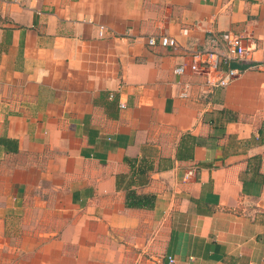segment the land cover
Here are the masks:
<instances>
[{"label":"crops","instance_id":"obj_1","mask_svg":"<svg viewBox=\"0 0 264 264\" xmlns=\"http://www.w3.org/2000/svg\"><path fill=\"white\" fill-rule=\"evenodd\" d=\"M263 122L264 0H0V264H264Z\"/></svg>","mask_w":264,"mask_h":264},{"label":"built area","instance_id":"obj_2","mask_svg":"<svg viewBox=\"0 0 264 264\" xmlns=\"http://www.w3.org/2000/svg\"><path fill=\"white\" fill-rule=\"evenodd\" d=\"M104 33V27L100 26L98 28L99 37ZM223 47L225 51L223 53H213L208 52L207 54L202 55L203 58L201 63H206L211 69L214 70L218 76H212L206 79V86L209 88L220 87L224 88L228 86L233 80L235 75L238 73V70L232 67V63L242 61L247 55V49L242 45L241 39L233 34H228L222 36ZM147 45L155 46L160 45L162 47H172L177 46L176 40L167 36H151L147 38ZM198 61H194L191 65L192 70H196L197 66L195 65ZM200 62V59H199ZM224 66L225 69L219 68ZM173 73L180 77H184V66H177L173 69ZM179 89L178 97L180 99H188L190 97V88L191 82L187 79H181L177 83ZM123 107V105H121ZM170 263L173 262L172 259L169 260Z\"/></svg>","mask_w":264,"mask_h":264},{"label":"trees","instance_id":"obj_3","mask_svg":"<svg viewBox=\"0 0 264 264\" xmlns=\"http://www.w3.org/2000/svg\"><path fill=\"white\" fill-rule=\"evenodd\" d=\"M223 129H221L222 131ZM255 143H264V122L257 129L256 136L253 138ZM203 140L193 137L190 134H185L179 144L176 159L179 161L192 159V151L194 146L202 145ZM125 161L130 165L131 176H144L146 169H135V165L125 158ZM152 167L149 169L151 170ZM122 177V176H121ZM120 178V177H119ZM155 203V196L153 194L137 193L134 189H127L125 193V207L129 209H151Z\"/></svg>","mask_w":264,"mask_h":264}]
</instances>
